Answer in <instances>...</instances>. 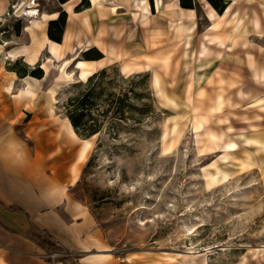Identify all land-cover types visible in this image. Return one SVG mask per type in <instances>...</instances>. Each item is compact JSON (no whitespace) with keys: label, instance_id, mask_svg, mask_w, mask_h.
Wrapping results in <instances>:
<instances>
[{"label":"rangeland","instance_id":"rangeland-1","mask_svg":"<svg viewBox=\"0 0 264 264\" xmlns=\"http://www.w3.org/2000/svg\"><path fill=\"white\" fill-rule=\"evenodd\" d=\"M250 1H239L225 28L235 24L234 17L242 15L249 21L246 26L251 25L253 17L261 18L264 30V0ZM118 2L120 10L112 9L114 16L105 18L100 28L93 22L91 30L84 23L91 0H69L64 4L59 0H0L3 50L29 43V38L23 36L29 17L18 12L23 3L25 8L43 14L67 11L68 4L73 6L72 13L66 12L61 42L64 60L76 57L97 61L88 59L98 53H86L97 49L101 59H107L105 47L114 50V62L95 72H107L94 81L98 83V94L93 118L99 121L101 131L90 137L92 148L81 163L75 196L90 205L101 228L112 239L115 252L148 255L154 264H264V86L253 70L264 64V40L243 39L239 46L229 32L220 31L228 35L229 51L234 45L239 47L226 59L237 62L244 54L253 57L254 67L244 65L245 61L243 66L234 67L227 60L218 67H211L213 60L204 62L205 67H189L191 60L195 63L194 53L207 31V8L210 16L216 17L210 3H206L207 8L198 5L199 24L190 40L193 53L182 65L183 37L179 25L170 24V15L163 12L162 0L148 1L154 15L148 17L143 14L147 0ZM83 3L90 4V8H82ZM227 3L218 2L221 6ZM36 34L41 36V31ZM66 35L70 40H65ZM79 37L83 42L93 40L97 47L85 51V44H78ZM49 57L44 52L32 66L19 58L7 61L6 67L34 69L42 67ZM133 60L143 65L151 60L152 67L127 76L122 65ZM56 64L47 68L49 82L44 87L43 102L55 130L65 125L69 102L89 86V79L81 82L79 71L70 67L74 78L60 86L51 109L49 90L55 86L62 63ZM126 92H130V99L125 100L124 113L119 115L114 105L110 107L108 96L115 93L118 100ZM218 97L224 104L215 111ZM196 115L208 117L204 130ZM208 130L221 134L222 140ZM83 140L82 136L74 143L66 140L67 160L75 161ZM232 141L239 147L225 149L226 144H234ZM34 234L47 250H58L47 237Z\"/></svg>","mask_w":264,"mask_h":264},{"label":"crops","instance_id":"crops-1","mask_svg":"<svg viewBox=\"0 0 264 264\" xmlns=\"http://www.w3.org/2000/svg\"><path fill=\"white\" fill-rule=\"evenodd\" d=\"M143 1L145 3L146 0ZM148 1L143 7L144 17L153 15L152 5L150 8ZM168 1L171 0H162L161 7L164 13L170 15L168 18L170 24L177 23L179 25V33L184 41L182 51L185 55L181 59L183 65L190 61L189 57L193 53L190 40L199 24L198 5L203 8L205 4L207 8L206 3L209 1L192 0L194 8H190L191 0H179L178 6L184 13L177 7L167 9L166 3ZM226 1L228 2L226 9L222 14L216 10V17H211L207 8L208 12H205V17L208 20L207 31L203 35L200 47L194 53L195 63L194 59L191 60L189 67H205L203 63L211 60H213L211 67H218L219 63H225L227 55L230 56L239 48L234 45L233 51H229L231 43H227L228 35H221L218 33L220 31L229 32L233 37V43L236 41L239 46L243 39L264 40V30L261 28L262 19L258 17H253L250 22L251 25L246 26L249 22L246 16L239 15V17H234L237 20L236 26L234 24L225 28V25L236 13L239 1L242 0ZM260 1L251 0L250 2L252 4ZM147 4H149L148 10L145 9ZM91 5V8L85 11L88 12L89 16L85 18L84 23L88 29L91 26L92 30L93 22L99 23L100 28L105 18L114 16L111 11L112 8L114 10V6L118 8L121 4L118 0H107L106 2L100 0L96 5L91 1ZM66 7L67 11L64 10L65 12H73L72 5L68 4ZM119 10L120 8L117 9V11ZM92 11L95 12L94 17ZM60 13L43 14L40 12L38 18L29 16L28 24L23 28V36L29 38V43L25 46L3 50V46L0 45L2 47L0 49V62H2L0 63V264H51L45 258V254L50 253V251L37 240L34 233L47 237L56 245L58 250L74 254L76 257L71 264H154L148 255H130L124 253L123 250L115 252L112 239L101 228L90 205L75 196V189L81 180V162H78V156L75 161L67 160L66 140L74 143L75 139L67 134L65 126L62 129L57 128V130L51 128L48 109L43 106L44 87L49 82L47 69L41 67L45 75L42 79H37L31 76H19L14 68L8 69L6 67L7 61H15L19 58H23L26 64L32 66L44 52L50 56L46 62L48 69V66L52 64L56 66L57 62L68 61L64 60L66 59L64 55L63 58L57 60L50 49V43H56L61 46L60 52L64 54L62 52L64 42L57 43L50 40L48 36L49 23L56 20ZM76 14L78 13H73V15ZM250 19L251 17H249ZM234 27L235 30L230 31ZM30 29L34 34L31 33ZM37 30L41 31V36L36 34ZM261 34L263 37L260 36ZM65 38L67 41L70 40L68 35ZM95 43L91 39L83 42L80 37L78 38L79 45L85 44V51L90 50L92 46L97 47ZM36 48L39 49V53L35 62L31 63L29 58ZM74 49L72 47V50ZM112 50L105 47L104 53H107V59L82 61L93 63L94 71H98V69L104 68L106 64L114 62L115 53L111 55L110 51ZM10 52H14L17 57L15 59L8 57ZM80 60L76 58L72 66L76 68ZM242 62L246 66L254 67L255 65L253 57L246 58L244 54L238 56L237 62L235 59L226 61L229 63L228 65L232 63L234 67L243 66ZM128 63L135 64L137 67H152L151 60L145 65L133 60L125 62L122 67ZM258 67L253 69L254 76L264 86V79H262L264 64H260ZM77 70L80 77L81 71L80 69ZM138 71L141 70H136L133 73ZM60 75L58 69L55 85H58L59 88L66 82V79ZM27 79L35 86V97L20 93ZM35 79L38 83L33 81ZM10 83H14L13 91L7 90ZM203 94L201 90L200 95ZM223 104L222 98L218 97L217 107L214 110H220ZM35 117L38 122H36ZM195 118L200 120L204 130L208 123V117L196 115ZM208 132L214 136L212 134L214 132L210 130ZM216 135L222 140L221 134ZM231 143L239 147L238 142L232 141Z\"/></svg>","mask_w":264,"mask_h":264},{"label":"trees","instance_id":"trees-1","mask_svg":"<svg viewBox=\"0 0 264 264\" xmlns=\"http://www.w3.org/2000/svg\"><path fill=\"white\" fill-rule=\"evenodd\" d=\"M60 3L64 4L68 2L69 0H59ZM209 3L218 11V13L222 14L224 10L226 9L225 5H219V0H208ZM81 7L86 9L90 8V4L86 6V4H81ZM190 8H194V5L192 3V0L190 1ZM67 21V13L65 11H62L59 15V17L56 20H53L49 23V29H48V36L49 39L52 41H55L57 43H61L63 39L64 29L66 26ZM96 52L98 53V56H95L93 58H90L88 60H100L103 56L102 54L97 51V49H91L86 53V56L88 54ZM14 70L18 73L19 76H31L37 79H42L45 75L43 69L41 67H37L34 69H30L29 67H23L22 69H18L17 67H14ZM107 75L106 71L95 73L92 75L89 80V86L88 89L83 92L82 95H80L76 99H72L69 102V107L67 111V118L71 122L75 132L78 136L85 137V139L90 138L94 135H97L100 133V124L97 119L93 118V109L95 105L97 104V98L96 94L98 89V83L94 82L96 79H99L100 77H105ZM129 80V79H126ZM129 93H121L122 96L118 98V100L115 97V93H110L108 96L109 100L111 101V106H115V113L119 115H123L124 113V102L125 100H129ZM132 105H130V108ZM107 111L105 112V114Z\"/></svg>","mask_w":264,"mask_h":264},{"label":"bare ground","instance_id":"bare-ground-1","mask_svg":"<svg viewBox=\"0 0 264 264\" xmlns=\"http://www.w3.org/2000/svg\"><path fill=\"white\" fill-rule=\"evenodd\" d=\"M92 2H93V4H98V2L100 1V0H91ZM107 0H104V2H106ZM159 1V0H158ZM161 1V0H160ZM178 2H179V0H171V1H168L167 3H166V8L167 9H171V8H175V7H177L182 13H184L183 11H182V9L181 8H179V6H178ZM117 3V2H116ZM159 3H161V2H159ZM25 4L23 3V4H21V5H19V10H18V12H21L22 11V13H23V15L24 16H27V17H32V18H38L39 16H40V13L38 12V10H36V9H34V8H32V7H27V8H25V6H24ZM148 5L149 4H147V8H145L146 10H148ZM113 9V8H112ZM117 9V7L116 6H114V10H116ZM149 12V11H148ZM145 14H147L146 12H145ZM184 15V14H183ZM57 16V15H56ZM221 16V15H220ZM45 17H47V15H45ZM184 17V16H183ZM224 18H225V16H223ZM223 20V19H222ZM224 21V20H223ZM217 23V22H216ZM215 23V24H216ZM215 26H217V25H215ZM212 28V27H211ZM213 29V28H212ZM211 29V30H212ZM217 30V29H216ZM66 39V38H65ZM40 46H41V44H39ZM0 49H2V47H0ZM50 49H51V51L54 53V55H55V57L57 58V60L58 59H61V57L63 58V55L64 54H62L61 52H60V49H61V46H59L58 44H56V43H50ZM108 52V51H107ZM38 53H39V49H35V50H33V53H32V55L30 56V58H29V61L31 62V63H34L35 62V60H36V58H37V56H38ZM110 53H111V55H114V50H112V51H110ZM8 57H10V58H16L17 56H16V54L14 53V52H10V54H8L7 55ZM76 60V58L75 59H71V60H68V61H66V62H64V63H62L61 65H60V68H59V70H60V76L61 77H63V78H65L66 80H73V74L71 73V72H69V69H70V67H72V65H73V63H74V61ZM60 61V60H59ZM36 63V62H35ZM77 67V69H80V77H79V79H80V81L81 82H86L96 71H94L95 70V67H94V64L93 63H88V62H85V61H82V60H80L79 61V63L76 65ZM42 67H44L45 69H47V65H46V63H44L43 64V66ZM123 72H124V74L125 75H127V76H129V75H131L134 71H136V70H144V69H146V70H149L150 69V67L149 66H139V67H137V65H135V64H130V63H128V64H126V65H124L123 66ZM33 81H35L36 83H38V81L35 79V80H33ZM72 82V81H71ZM40 83V82H39ZM73 84V83H72ZM13 89H14V83H10L8 86H7V90L8 91H13ZM22 89V88H21ZM50 96H51V109L52 108H54V103L55 102H57V97H58V95H59V86L58 85H55L53 88H51L50 90ZM22 95H25V96H32V97H35L36 96V90H35V86L30 82V80L29 79H27L26 80V83L24 84V87H23V89L21 90V92H20ZM50 109V110H51ZM65 128L67 129V134H69V136L70 137H72L73 139H78V135H77V133L75 132V130H74V128H73V126H72V124H71V122L69 121V119L68 118H65ZM200 126L201 125H199V126H197L196 127V129H199L200 128ZM96 135H94L93 137H95ZM236 146H235V144H226L225 146H224V148L225 149H230V148H235ZM91 148H92V142H91V139L90 138H88V139H85V140H83V145H82V147H81V149H80V151H79V155H78V162H81V163H83L86 159H87V157H88V155H89V152H90V150H91ZM221 172H219L218 174H220ZM222 176H224V175H222ZM214 177H216V176H214ZM223 179H225V177H222L221 178V180H223ZM220 180V181H221ZM260 256V255H259Z\"/></svg>","mask_w":264,"mask_h":264},{"label":"built area","instance_id":"built-area-1","mask_svg":"<svg viewBox=\"0 0 264 264\" xmlns=\"http://www.w3.org/2000/svg\"><path fill=\"white\" fill-rule=\"evenodd\" d=\"M75 255L63 250H56L45 254V258L51 264H71L75 260Z\"/></svg>","mask_w":264,"mask_h":264}]
</instances>
